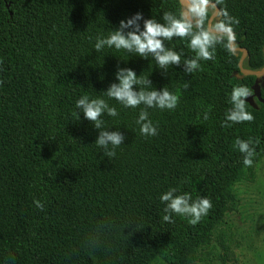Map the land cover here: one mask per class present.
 <instances>
[{"label":"trees","instance_id":"obj_1","mask_svg":"<svg viewBox=\"0 0 264 264\" xmlns=\"http://www.w3.org/2000/svg\"><path fill=\"white\" fill-rule=\"evenodd\" d=\"M217 4L221 21L225 13L239 21L231 28L235 47L248 51L244 67L264 69V0ZM182 8L180 0H0V264H197L221 237L231 242L220 230L240 212L236 187L255 182L264 159V103H247L252 123L222 127L233 87L253 94L256 77H236L242 53L220 44L191 76L179 67L165 75L151 57L94 47L135 13L160 20ZM165 43L182 62L194 55L187 40ZM118 65L180 96L174 111L148 109L158 135L140 134L143 106L124 108L103 95L118 83ZM85 95L118 112L102 117L125 137L111 160L95 144L99 132L77 115ZM237 137L260 140L252 167L234 148ZM170 188L212 207L196 225L180 216L164 222L160 196ZM97 235L103 243L91 251L85 241Z\"/></svg>","mask_w":264,"mask_h":264},{"label":"clouds","instance_id":"obj_2","mask_svg":"<svg viewBox=\"0 0 264 264\" xmlns=\"http://www.w3.org/2000/svg\"><path fill=\"white\" fill-rule=\"evenodd\" d=\"M220 0H217L219 3ZM212 0H187V6L179 13L171 11L163 12L160 20L145 18L143 13H135L131 17L122 19L119 26L113 28L107 37H97L94 45L96 52H102L105 47L109 49L123 50L136 57L147 60L151 57L162 74L167 75L169 67H179L186 75H192L201 68L202 61L214 59L217 45L223 46L231 52L235 47V34L232 24L239 21L225 13L226 22L207 25L208 14ZM175 38L187 40V47L194 54L183 59L179 53L166 46V41ZM115 80L103 93L110 100H115L124 108H141L136 124L142 136L152 137L158 135L157 126L153 125L149 118L148 109H160L174 111L179 104L180 96L169 91L165 86L157 90L150 78H144L131 68L117 66ZM3 81L0 80V85ZM190 81L184 83L186 90ZM251 91L247 86L233 87L229 94L230 107L226 110L222 127L230 128L235 124L252 123L255 117L247 110V98ZM77 115H83L84 119L91 122L99 132L95 144L103 150L104 156L109 160L115 157L116 149L124 145L125 137L119 130L110 131L104 127L102 117H116L118 112L115 107L109 106L103 98L90 99L87 95L76 101ZM199 118V117H198ZM204 120L209 119V113L205 112ZM260 140L249 137L247 140L237 137L234 148L243 157V164L252 167L256 156V146ZM178 189L170 188L160 196V201L165 205L162 217L164 222L175 223L173 216L185 217L192 225L200 222L212 207L211 201L206 197H198L193 200L190 193L177 194ZM36 207L43 211L45 205L37 200ZM101 235L93 236L85 241V246L95 251L103 241Z\"/></svg>","mask_w":264,"mask_h":264},{"label":"rangeland","instance_id":"obj_3","mask_svg":"<svg viewBox=\"0 0 264 264\" xmlns=\"http://www.w3.org/2000/svg\"><path fill=\"white\" fill-rule=\"evenodd\" d=\"M236 190L242 201L240 212L229 214L220 230L231 235V242L224 245L221 237L197 264H264V159L255 182L239 184Z\"/></svg>","mask_w":264,"mask_h":264},{"label":"water","instance_id":"obj_4","mask_svg":"<svg viewBox=\"0 0 264 264\" xmlns=\"http://www.w3.org/2000/svg\"><path fill=\"white\" fill-rule=\"evenodd\" d=\"M180 3L183 8L187 6V0H180ZM7 7L10 8V5H8ZM211 7L214 8V12L212 13L211 18L209 19L208 25H212L215 22L220 23L221 18L223 17V12L221 8L216 2H212ZM232 52L242 53V57L239 62L241 75H236V77L239 79H243V77L246 76L256 77V82L253 87V94H251V96L247 98V103H249L253 108L257 109L258 106L256 104V99H258L261 103H264L261 93L262 88H264V69L260 71H254V70L246 69L244 67V63L248 58V51L246 49L234 47Z\"/></svg>","mask_w":264,"mask_h":264}]
</instances>
